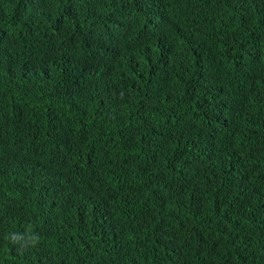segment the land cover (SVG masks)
<instances>
[{"label": "trees", "instance_id": "1", "mask_svg": "<svg viewBox=\"0 0 264 264\" xmlns=\"http://www.w3.org/2000/svg\"><path fill=\"white\" fill-rule=\"evenodd\" d=\"M0 264H264V0H0Z\"/></svg>", "mask_w": 264, "mask_h": 264}, {"label": "clouds", "instance_id": "2", "mask_svg": "<svg viewBox=\"0 0 264 264\" xmlns=\"http://www.w3.org/2000/svg\"><path fill=\"white\" fill-rule=\"evenodd\" d=\"M15 235L18 236L17 234H15ZM38 239H39V237L36 236V241H35V243L38 242ZM12 241H13V242H16L15 239H12ZM35 243H33V244H35Z\"/></svg>", "mask_w": 264, "mask_h": 264}]
</instances>
